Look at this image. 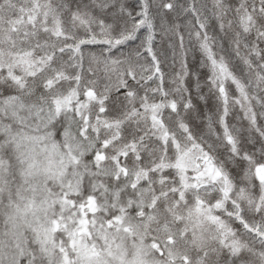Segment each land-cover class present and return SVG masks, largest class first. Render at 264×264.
Instances as JSON below:
<instances>
[{
    "label": "snow or ice",
    "instance_id": "1",
    "mask_svg": "<svg viewBox=\"0 0 264 264\" xmlns=\"http://www.w3.org/2000/svg\"><path fill=\"white\" fill-rule=\"evenodd\" d=\"M0 264H264V0H0Z\"/></svg>",
    "mask_w": 264,
    "mask_h": 264
}]
</instances>
